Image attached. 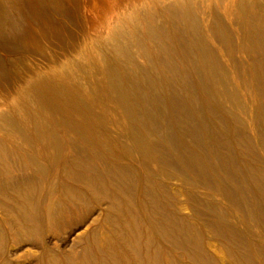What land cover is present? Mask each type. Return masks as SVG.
Segmentation results:
<instances>
[{
  "label": "bare ground",
  "instance_id": "bare-ground-1",
  "mask_svg": "<svg viewBox=\"0 0 264 264\" xmlns=\"http://www.w3.org/2000/svg\"><path fill=\"white\" fill-rule=\"evenodd\" d=\"M0 264H264V0H0Z\"/></svg>",
  "mask_w": 264,
  "mask_h": 264
}]
</instances>
